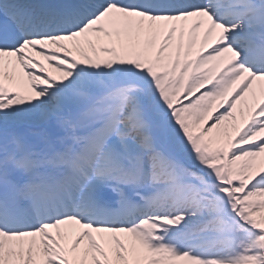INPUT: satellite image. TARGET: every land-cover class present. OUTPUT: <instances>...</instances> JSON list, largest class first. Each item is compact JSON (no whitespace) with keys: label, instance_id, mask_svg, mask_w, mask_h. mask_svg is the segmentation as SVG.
<instances>
[{"label":"snow or ice","instance_id":"6c2138e0","mask_svg":"<svg viewBox=\"0 0 264 264\" xmlns=\"http://www.w3.org/2000/svg\"><path fill=\"white\" fill-rule=\"evenodd\" d=\"M0 264H264V0H0Z\"/></svg>","mask_w":264,"mask_h":264}]
</instances>
